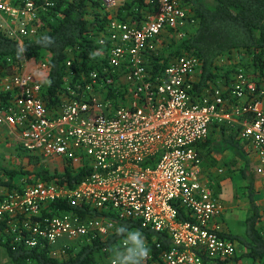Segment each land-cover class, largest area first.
<instances>
[{"label": "built area", "instance_id": "obj_1", "mask_svg": "<svg viewBox=\"0 0 264 264\" xmlns=\"http://www.w3.org/2000/svg\"><path fill=\"white\" fill-rule=\"evenodd\" d=\"M98 1L109 20L99 38V58L107 59V65L79 80L71 74L56 111L47 108L44 83L30 73L27 60L21 69L11 59L0 61V129L15 136L28 154L91 170L75 190L40 179L0 191V247L16 235L15 243L29 249L47 245L58 257L54 250L61 242L110 235L112 223L98 217L45 216L49 205L65 200L73 207L107 209L167 235L172 243L158 255L150 250L142 262L132 240L142 236L134 230L122 242V257L98 264H205V258L234 264L238 247L218 227L225 207L204 181L199 147L214 126L232 127L243 119L240 138L256 150L257 173L264 176V77L256 81L240 67L233 81L212 85L196 97L197 58H175L157 75L148 64L147 55L157 51L164 37L184 38L195 24L181 0H146L148 8L122 17L119 11L128 0ZM49 6L0 0V14L11 25L6 32L23 45L37 34L35 23ZM46 69L45 64L38 67L41 73ZM156 156L155 167L146 165ZM176 201L194 222L178 220ZM161 247L156 243L158 251Z\"/></svg>", "mask_w": 264, "mask_h": 264}, {"label": "trees", "instance_id": "obj_2", "mask_svg": "<svg viewBox=\"0 0 264 264\" xmlns=\"http://www.w3.org/2000/svg\"><path fill=\"white\" fill-rule=\"evenodd\" d=\"M36 1L39 6L48 3L51 6L40 13L39 21L35 23V38L24 40L21 45L7 32L0 30V61L7 62L11 59L18 69L22 68L24 59L34 67L45 64L47 69L40 72L41 79L45 82L42 96L47 108L54 112L61 103L62 93L69 84L71 74L79 80L83 74L87 76L91 71L102 72V65H107V59L99 58L102 54L99 38L105 32L109 20L98 0ZM145 3L146 0H128L120 9L119 16H134L137 8L149 7ZM183 3L192 14L195 24L187 31L186 37L176 39L167 46L163 45L166 43L164 41L161 43L162 47L147 55L151 72L157 75L180 56L197 58L201 68L193 88V95L196 97H200L212 85L233 81L240 66L256 81L264 77V0H183ZM233 56L241 57L239 62L219 66L220 60L229 58L231 61L234 60ZM68 63H71V67L67 66ZM219 75L222 77L219 78ZM227 146L243 150L239 141L234 138L227 141ZM159 158L160 156H156L149 159L146 165L155 167ZM20 174L30 175L23 171L4 169L5 178L0 180V191L17 189L14 180ZM90 175L91 170L87 167H73L68 163L63 174L45 178L39 176L37 179L54 182L67 190H75ZM241 175L248 183L247 198L250 204L245 234L222 236L239 244L246 251L241 257L237 255L234 261L248 258L264 263V234L260 228L262 216L255 199L254 179L249 174L248 167ZM173 206L179 221L194 222L191 212L179 201L174 202ZM59 213H70L83 219L98 217L105 224L115 223L119 229L107 237L89 236L83 240L81 246L70 248L58 257L52 255L54 253L47 245L29 249L14 242L16 235L8 236L6 243L2 242L1 245L13 264L109 263L113 258L122 257V242L134 230L140 231L146 237L154 255L172 248L167 235L144 229L138 222L122 220L107 209L97 211L87 205L73 207L67 201L59 200L49 205L44 212L45 216ZM37 221L34 218L31 222L34 225ZM74 242L76 241L71 243ZM156 243L162 246L161 250L156 249ZM205 264L217 263L205 258Z\"/></svg>", "mask_w": 264, "mask_h": 264}, {"label": "rangeland", "instance_id": "obj_3", "mask_svg": "<svg viewBox=\"0 0 264 264\" xmlns=\"http://www.w3.org/2000/svg\"><path fill=\"white\" fill-rule=\"evenodd\" d=\"M165 46L172 44L177 38L170 35L165 37ZM163 45L158 44V49ZM241 57L233 56L231 60L229 58H224L220 60L219 66L232 65L234 61H238ZM239 62V61H238ZM242 68V66H240ZM35 68V67H34ZM31 69V68H30ZM30 71L31 74H33ZM36 70V68H35ZM34 71V70H33ZM41 78L42 74L38 72L34 74V77ZM221 78L222 76L219 75ZM212 135V132H211ZM219 138V136L214 135V138ZM210 150H208L209 152ZM249 151V150H248ZM215 155V156H214ZM253 155L245 156L239 151L234 149H228L227 151H221L219 146L215 145V150L210 151V153H205L204 160L206 168V173L204 181L207 185L211 187H216L217 198L221 201L222 196H227L228 203L230 205H235L236 208H241V200H245L244 188L240 185L241 176L240 171L244 168L245 162L248 160L252 163V168L255 165V160ZM66 162L61 159H54L45 157L41 154H28L23 151L20 146L19 140L14 137L5 136L0 134V180L4 177V169L14 170L17 172H25L30 175L20 174L19 177L15 178V184L17 186L25 185L28 182L39 181L37 177H54L55 175H60L65 172ZM254 165V166H253ZM258 165V163H257ZM78 167V165L76 166ZM255 169V168H254ZM223 171V174H218L219 171ZM216 174V175H215ZM229 196V197H228ZM241 196V197H240ZM261 230L264 234V220L260 224ZM246 223H244V228L241 219H235L231 223V228L234 233L245 232ZM111 233L114 234L118 231L119 227L114 223L110 227ZM110 233V234H111ZM84 239L71 243L69 241L61 242L55 252H60L61 255L65 254L68 249L74 248L75 246H81ZM85 242V241H84ZM1 255V253H0ZM0 264H12L10 261L4 263L0 258Z\"/></svg>", "mask_w": 264, "mask_h": 264}, {"label": "crops", "instance_id": "obj_4", "mask_svg": "<svg viewBox=\"0 0 264 264\" xmlns=\"http://www.w3.org/2000/svg\"><path fill=\"white\" fill-rule=\"evenodd\" d=\"M181 2L183 4V6H185L183 3V0H181ZM9 26H11V25H9V23L6 21V19L3 17V15L0 14V30H3L6 32L9 29ZM36 33H37V31H36ZM31 38H35V37H31ZM165 40L166 39L164 37L162 42H164ZM161 43H160V45H161ZM23 56H25V55H23ZM27 64L29 65L28 68L29 69L31 68L30 70H32L31 72L33 73L32 74L33 76H34V74H37L39 72V70H38L39 66H36L35 67L36 70H35L34 66H32L29 62H27ZM198 77H199V74L196 77V79ZM35 78L38 81L45 83L44 80H42L41 78H37V76H35ZM242 123H243V119H238L232 125V127L214 126L211 130L212 135L210 133L209 138L204 143H202L199 147L200 154H201L202 160H203L204 177H205L206 168H207V166L205 165V160H204L205 153L206 152L210 153L211 150L214 151L215 145L219 146L221 151H227L228 149H234L235 151L237 150V151L241 152L245 156L253 155L254 156L253 159L256 162L255 163L256 166L253 165L254 167L252 168V163L250 160H248L247 162H245L244 168L240 171V176H241V180H242L240 182V185H242L244 190H245L243 193L245 195V200L240 201V202H242L241 208H236L235 205H230L231 202L228 203L227 196L226 195L222 196L223 199L220 202L224 205L225 212H224V215L222 216V218L218 220V227L220 228L222 235H224V236H243L245 234V232H239V233L235 234L233 229L231 228V223L235 219H241L242 224H243V228H244V223L247 222V220L250 216V204H249L248 198H247L248 183L243 179V177L241 175V172L244 169H246V167L249 168V174H251V176L254 179V191L256 193L255 199H256V203L258 204V206L260 207V210H261V216H262L261 222L264 220V176L259 175L257 173V168L259 166V159H258L256 150L252 146H250L249 144L244 143L240 138V133L242 131ZM0 134L5 135L6 137L9 136L8 130L5 128L0 129ZM214 135L219 136V138H216V137L214 138ZM10 137H12V136H10ZM13 137L16 138L15 136H13ZM231 138H234L237 141H239V143L243 147V150H241L239 148L237 149V148L227 146V141L231 140ZM208 150H210V151L208 152ZM257 163H258V165H257ZM218 174H223V171L220 170L218 172ZM210 188H212L214 190V192L217 196L216 187L213 188L210 186ZM2 191H10V190L6 189V190H2ZM260 228H261V226H260ZM245 230H246V227H245ZM236 245L238 247V254L237 255H238V257H241L244 254V252H246V251H244L239 244L236 243ZM0 253H1L0 258L3 260L4 263H7L8 261H10L8 258L7 252L3 247H0ZM59 256H61V253L59 254ZM234 264H264V263L255 262L254 260L248 259V258H242V259L238 260V262L234 261Z\"/></svg>", "mask_w": 264, "mask_h": 264}, {"label": "clouds", "instance_id": "obj_5", "mask_svg": "<svg viewBox=\"0 0 264 264\" xmlns=\"http://www.w3.org/2000/svg\"><path fill=\"white\" fill-rule=\"evenodd\" d=\"M137 235L142 236L141 240H137L136 236L132 237V240L135 241L136 248L134 250V254L143 262V260L149 256L150 248L147 246L143 235L140 231L137 232ZM115 264V261L113 262Z\"/></svg>", "mask_w": 264, "mask_h": 264}]
</instances>
